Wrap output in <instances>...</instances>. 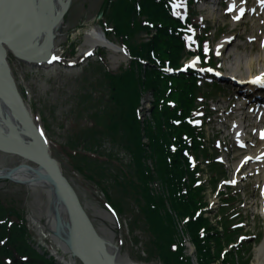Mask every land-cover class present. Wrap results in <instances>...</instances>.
<instances>
[{
  "label": "rangeland",
  "instance_id": "obj_1",
  "mask_svg": "<svg viewBox=\"0 0 264 264\" xmlns=\"http://www.w3.org/2000/svg\"><path fill=\"white\" fill-rule=\"evenodd\" d=\"M103 1L71 0L69 9L62 17L64 20L61 31L54 40L55 52H57L58 57L54 65L50 67L44 65L43 67L32 66L31 68L22 62H17L9 54L8 65L11 70L10 75L13 78L14 86L17 88L18 93L24 98L32 119L35 120L37 126L44 132L47 141H49V149L52 152L53 158L59 163L61 171L66 176L69 184L73 186L74 192L78 195L81 206H84L93 228L95 227L100 236L106 240L101 229L103 228L102 224L105 222L109 223L108 227L111 228L110 220L104 219L105 215L110 214L109 217L111 216L112 220H114V227H112L117 238L115 247L119 249L121 257L138 264L140 262L159 264V260H157L159 253L156 247H154L155 236L150 230L146 216L140 208L141 198L136 192L138 190V183L132 182L136 175L133 174L131 167L133 159L129 152L130 150L126 149L123 145L124 133L121 130L110 133L107 129H101L102 124L106 128L112 122L113 116L117 115L120 109L119 106L113 104V100L111 99L112 92L104 77L103 67L108 72L121 75L124 72L125 66H127L128 60L125 59V62H123L119 54H114L110 50H105L101 47H98L97 51L94 50L92 53H87L86 55L80 54L78 50L83 44V32L85 29H88L93 24L102 27L103 17H101L100 11ZM214 18H216V15L213 16V21L210 22L211 27L216 25ZM222 31L225 35H228L230 31L235 36L242 35L239 41L232 43L222 66L229 70V74L233 76L245 74L243 66L240 74L232 71L230 67L236 57L241 55L250 56L254 59L263 55L262 51L258 48L257 42L256 44H247L246 42V37H251L252 32L256 33L255 35L258 34L257 29H254L251 25L246 30L242 26L233 30L232 26L228 27L227 25L223 27ZM261 32L264 35V31L261 30ZM141 35H137L135 37L136 40H141ZM252 66V70L260 69L259 65L255 63ZM221 85L225 89L223 94L213 100L218 102L221 100L220 106L225 105L231 100L235 104L234 89L225 82H222ZM145 102L146 100L141 101L140 109L144 106L148 107ZM144 113L145 111L142 113L143 116ZM116 121L114 116L113 122ZM137 121L139 123L138 115ZM92 122L95 126L93 127L95 129L93 134L96 135L95 138L98 142L95 148L101 154L109 156L110 160L104 156L92 158L106 161L109 164L96 162L86 155L82 148L78 149L81 140H87L84 133L90 132L91 129L89 130V128ZM97 123H99V126H97ZM100 131L103 133H100ZM208 134H211L210 129ZM223 136H225L224 133L220 134V138ZM140 137L146 153L148 151V148L145 147L147 141L144 140V135L141 133ZM213 139L214 137L210 142ZM216 145L219 144L216 143ZM78 153L84 154L88 158L78 159V156H75ZM73 156H75V161L71 159ZM19 162H21V158L18 156L0 153V170H3V168H13ZM77 162L83 170L89 171L91 174L94 172L100 177L77 171L74 166L77 165ZM230 163H232V155L229 156L228 165ZM33 165L36 164L33 163ZM147 168L149 169L148 166ZM224 168L225 178L222 180H230L232 173L230 171L231 166H224ZM119 169L126 170L130 174L124 176ZM131 176L132 178H130ZM151 181L146 192L148 195L161 197L160 186L156 185L154 179ZM261 182H264V178L254 175L245 189L238 186L232 192L235 199L232 206L242 207V213H240L242 217L238 220H243L241 225L243 230L241 232L246 234V239L242 241V243L245 242L246 244L240 252L243 256L241 255L240 257V254L237 256L238 264H240L242 257L249 264L254 262L258 255V248L261 246L264 238V217L260 215L262 211L260 206L264 204V198H261L259 187H257ZM219 183L221 184V181ZM104 188L107 190L113 205L117 204V206L111 208L109 204H106L108 200L106 194H104ZM137 198L139 201H137ZM211 198V196L207 197L208 201L212 200ZM0 200L6 201L12 208L23 214L30 234L28 238L36 241L37 251L29 244L30 248L35 252L39 261L43 259L42 252L40 251L41 247H43L70 264H81L80 261L71 256L70 252L68 254L60 250L57 243L50 239L49 230L42 227L46 219L45 214L49 202L48 196L43 191L38 190V193L32 195L27 186L0 181ZM163 202L166 201L164 200ZM221 211L222 213L225 212L224 210ZM162 213L166 218L170 216L173 220V237L177 246L180 245L179 238L182 240L185 238V242H187L186 238L188 235L185 234L186 232L180 229V232L177 231V227L180 226L178 218L175 217L177 213L168 209H165ZM30 217L37 218L38 221L40 220L39 230L33 226ZM182 246L185 247L186 244L183 242ZM186 252L191 254L193 248H188ZM183 256H185V252H183ZM209 264L215 263L210 262Z\"/></svg>",
  "mask_w": 264,
  "mask_h": 264
},
{
  "label": "trees",
  "instance_id": "obj_2",
  "mask_svg": "<svg viewBox=\"0 0 264 264\" xmlns=\"http://www.w3.org/2000/svg\"><path fill=\"white\" fill-rule=\"evenodd\" d=\"M168 1L170 0H104L102 2L104 24L110 29L106 31V36L113 37L127 50L130 49L129 54L132 57L145 58L152 66L142 69L143 66L134 60L121 75L104 71V77L112 92L113 104L120 109L119 113L114 115L117 121L113 122V116L112 122L106 128L102 124L101 129H107L110 133L121 130L124 133L123 145L130 150L133 159L131 167L133 174L136 175L132 182L138 183L136 192L141 198L140 208L155 236L154 247L159 253L157 258L161 264H190L189 259L183 256V248L177 246L175 242L173 220L170 216L169 219L163 215L165 209L175 211L180 219L182 217L189 219L186 229L196 247L198 264H209L217 259L218 252L223 246L219 234L213 232L206 219L194 218V211L203 204L201 190L195 185L197 168H191L186 157L191 151L200 148L201 134L192 124L195 119L193 111L198 92L196 79L192 75L164 74L157 69L151 59V55H155L160 60L161 66L167 64L173 68L179 66L182 59L184 48L177 29L180 24L171 19ZM152 28L155 34L151 39L147 42L135 43L136 35L141 32L151 35ZM142 87L152 90L155 94V104L151 113L153 125L145 130V136L148 138L146 153L135 115L139 91ZM89 130L90 132L84 133L87 140H81L83 149L104 155L95 148V145H98L96 135L93 134L95 129L90 127ZM88 140L91 141L90 144ZM105 156L109 159V156ZM86 158L88 157L85 155L78 156V159ZM145 158L154 163L155 180L162 187L161 197L148 195L146 192L154 176L145 166ZM76 167L80 172L83 171L79 163ZM84 171L92 176H99L94 172L91 174L89 171ZM119 171L124 176L130 174L126 170L119 169ZM185 175L188 176L189 182L184 179ZM104 194L108 203L113 205L105 188ZM164 200L166 202H163ZM28 235L30 234L23 214L6 201L0 200V264H14L13 261L18 258H37L28 243ZM212 244L215 248L214 256L211 254ZM42 262L53 264L45 259H42ZM225 263L230 264V260L223 262Z\"/></svg>",
  "mask_w": 264,
  "mask_h": 264
},
{
  "label": "bare ground",
  "instance_id": "obj_3",
  "mask_svg": "<svg viewBox=\"0 0 264 264\" xmlns=\"http://www.w3.org/2000/svg\"><path fill=\"white\" fill-rule=\"evenodd\" d=\"M66 1L67 0H53L51 19L59 14L63 6L66 5ZM43 3L44 0H0V24L2 23V26L0 27V36L7 39L8 42L11 41V44L16 49H31L29 51V53H32L31 55L42 56L44 54L43 45L45 44L43 43V39L46 37L44 25L47 23L48 19H46L45 15L43 14V18L39 21L37 16L42 10ZM15 22H17V24H15ZM51 24L52 23L50 22L47 26L50 27ZM61 26L62 25L60 24L59 29ZM39 30L40 33L35 35V31ZM83 34V44L78 49L80 54L86 55L87 53H92L94 50L97 51L98 47H103L106 50H110L114 54H119L120 59L125 62V56L128 55L130 49L124 51L123 53H118L117 50L113 49L114 47L107 45L103 31L101 28H99V26L93 24L88 29H85ZM147 41L148 40H145L144 42ZM139 42L141 41H135V43ZM262 52L263 55L256 57L255 59L253 57L244 55L236 57L234 63L230 67L231 70L240 74L242 71L241 68L243 66L246 75H252L253 72L256 74L264 72L262 67L259 70H252V65L254 63L261 64L264 61V45ZM0 55L2 57L4 56V59L8 65L9 54L5 45L1 46ZM56 58L58 57L57 52H55V46L51 54L44 55V59L49 60V62H53ZM1 104L2 103L0 102V110L2 111L0 112V133L7 135L12 141L15 139V137H19L26 144L29 143L28 145H32V142L26 138L25 131L21 130L20 125L15 123L16 121L13 120L9 115V111L5 107L3 108ZM5 104L7 107H9L7 102H5ZM18 164H23V166L20 169L15 170L12 176L5 180L21 181L23 182L24 186L28 187V190L32 195L38 193V190H41L46 194V196H48L49 202L45 214L46 219L42 227H45L49 230L50 239L54 240L61 250L68 252L69 239L67 237V232L69 228L67 217H65L63 207L57 200V196L54 194L52 187L45 181L38 164L33 165L31 160H21V162ZM234 166L235 169L239 167L237 165ZM5 170L6 168L0 170V174H2ZM255 173H259L262 177H264V162L257 166ZM262 209L264 214V204ZM105 216L104 219L107 218L111 223V228L108 227L109 223L107 222L102 224L103 228L101 229V232L104 234L106 240L100 236L98 230L96 232L98 238L102 242L103 249L107 251L110 260H105V258L99 256V250L98 254L95 250V256L97 257V260H99L101 264H110V262L113 264H136L133 261L121 257L119 249L115 247L117 238L113 232L114 220H112L111 216L109 217L108 214L106 217ZM30 219L32 220L33 226L39 230L40 220L38 221L37 218L34 217H30ZM87 247V242L84 241L82 244V249L85 250ZM84 253L85 251H83V254ZM257 253V258L251 264H264V238L262 240L261 246L258 248Z\"/></svg>",
  "mask_w": 264,
  "mask_h": 264
},
{
  "label": "water",
  "instance_id": "obj_4",
  "mask_svg": "<svg viewBox=\"0 0 264 264\" xmlns=\"http://www.w3.org/2000/svg\"><path fill=\"white\" fill-rule=\"evenodd\" d=\"M69 0L66 1V5L63 6L59 14L51 19L52 10H53V0H44L42 4V10L38 14L39 21L45 15L47 23L44 25L46 32V37L43 39L44 54L42 56H35L29 53L31 49H16L11 41L8 42L7 39L0 36V49L2 45H5L6 50L10 52L15 59L22 61L25 64L30 66L36 65L39 66L44 62V55L50 53L53 47V39L56 37L58 32V25L62 20L64 13L66 12V6L68 5ZM16 15V14H15ZM36 17V18H37ZM53 20V21H52ZM8 21V20H6ZM52 23L51 26H47L49 23ZM17 24V22H15ZM2 23L0 24V27ZM46 27V28H45ZM40 33L35 31V35ZM7 41V42H6ZM0 102L2 107L6 108L9 111L10 117L15 120L17 124L20 125L21 130L25 131L26 138L32 142V145L29 143L23 142L19 137H15L13 141L7 135L0 133V153L18 156L21 160H31V162L38 164L41 173L47 184H49L54 194L57 196V200L63 207L65 217H67L68 222V249L71 251L73 256L75 255L82 264H101L97 257L95 256V250L99 256L109 259V255L105 249H103L102 242L97 236L95 229L92 227L89 217L83 208L80 205L78 196L75 194L72 186L68 184L63 173L59 168L57 162H55L50 157V151H48V145L44 141L40 131L35 126L33 119H31L28 108L23 101V98H20L17 88L14 86L13 78L10 75V68L7 65V62L0 55ZM7 102L9 107L5 104ZM1 109V108H0ZM0 112H2L0 110ZM23 164H18L13 168L6 169L2 174H0V181H4L12 176L15 170L20 169ZM13 184L24 185L23 182L15 180L9 181ZM87 242L88 247L83 250V242ZM83 251L85 253L83 254ZM91 259V261H90ZM110 260V259H109ZM32 263H37L34 260H30ZM28 262V263H30ZM110 264H113L110 262Z\"/></svg>",
  "mask_w": 264,
  "mask_h": 264
},
{
  "label": "snow or ice",
  "instance_id": "obj_5",
  "mask_svg": "<svg viewBox=\"0 0 264 264\" xmlns=\"http://www.w3.org/2000/svg\"><path fill=\"white\" fill-rule=\"evenodd\" d=\"M259 3L261 4V6H264V0H259ZM232 7H235V4H233ZM243 13H244V10L240 9V15L241 16L243 15ZM234 18L239 19L240 16H236ZM252 82L253 83H264V74H261V76H257L256 78H254V80ZM261 136H262V138H264V132L261 133Z\"/></svg>",
  "mask_w": 264,
  "mask_h": 264
}]
</instances>
